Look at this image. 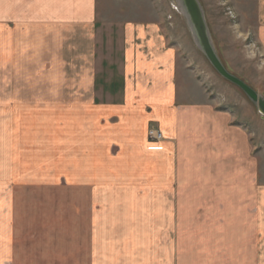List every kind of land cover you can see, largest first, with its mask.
I'll return each instance as SVG.
<instances>
[{
    "label": "crops",
    "instance_id": "1",
    "mask_svg": "<svg viewBox=\"0 0 264 264\" xmlns=\"http://www.w3.org/2000/svg\"><path fill=\"white\" fill-rule=\"evenodd\" d=\"M242 2L252 4L254 33L264 51V0ZM99 8L97 0H0L2 73L24 72L26 61L35 74L49 68L55 90L58 67L81 74L79 87H70L76 93L68 103L51 99L45 112L50 115L39 111L31 136L38 152L45 139L44 150L50 153L32 169L43 171L47 165L41 163L48 161L56 172L51 185L61 183L58 172L63 169L66 185L81 181L85 218L80 228L63 229L64 248L57 241H36L41 233L58 234L57 227L5 224L14 216L6 187L23 183L29 167L25 161L11 162L1 135L0 264H173L170 250L190 246L179 241L186 232L180 205L208 201L205 187L209 192L215 187L217 197L221 186L223 197L235 185L253 183L246 130L234 125L229 113L218 111L180 66L159 21L108 20ZM108 72L110 79L98 80ZM189 81L197 84L199 98L189 93ZM5 97L3 103H11ZM151 127L160 131L162 141H149ZM173 195L172 201L182 202L176 204V222ZM177 222L183 230H177L171 247L169 228ZM77 232L81 237L76 241ZM200 245L201 250L217 249L214 243Z\"/></svg>",
    "mask_w": 264,
    "mask_h": 264
},
{
    "label": "rangeland",
    "instance_id": "2",
    "mask_svg": "<svg viewBox=\"0 0 264 264\" xmlns=\"http://www.w3.org/2000/svg\"><path fill=\"white\" fill-rule=\"evenodd\" d=\"M97 2L100 14H104L108 20L159 21L169 46L177 53L180 66L187 69L190 76L199 83L207 99L216 106V109L229 113L233 117L234 125L244 127L249 136V175L253 183L243 186L235 185L232 187V193L223 197L221 194L225 192L220 190L221 186L218 188L217 197L215 187H210L214 190L211 192L208 187H205L204 192L208 201L186 200V205L181 204L180 201L179 221L185 223L186 232L180 234L183 228L177 229V222L176 225L170 226L167 240L171 247L176 246L177 230H179V241H185L190 246L186 250L171 249V262L177 264L180 258L183 259L184 264H203L204 262L206 264H264V199L261 198L264 196V118L259 115L257 109L243 93L221 79L203 55L195 49L184 20L170 0H97ZM199 2L217 54L226 70L241 79L257 94L264 95V51L254 33L255 11L252 4H244L242 0H199ZM62 49L65 47L63 46ZM26 63L23 65L28 66ZM27 66L24 72L19 68L16 70L13 68L11 71V68V72L2 73L4 67L0 60V136L4 134L3 139L8 144L6 150L10 153L11 162L25 161L26 166L29 167L25 171L26 177L23 183L6 187V192L14 202V216L10 217L9 221L5 219L7 222L5 224L57 227L60 231L58 234L41 233L36 241H57L59 248H64L67 235L66 230L63 229L66 226L80 228L85 219L81 213L84 192L80 186L81 181L78 183L79 186H70L63 182V175L60 172H65L64 169L58 172V176L62 179L61 183L57 186L51 185L50 176H55L56 172L50 169L48 161L41 163V166L47 165L43 171L37 172L32 169L35 163L45 160L50 153L44 150L46 149L45 139H43V145L38 144L43 148L42 152L36 150L37 147L33 144V136H31L35 128L31 122L36 120L39 111H42L44 116L50 115L49 112H45L50 107L48 103L51 99L68 103L76 93L70 87H79L77 79H80L81 74L68 71V68L64 66L58 67L57 70L60 72L57 74V81L60 83L54 81L59 84L55 90L50 83L51 75L54 76V73L49 72V68L35 74L29 71L30 68ZM102 75L98 76V80L110 79L112 74L108 72L105 77ZM186 87L190 94L199 98L200 92L196 83L186 82ZM48 88L56 93L55 97ZM5 96H9L11 103H3ZM37 99L42 104H35ZM109 121L114 123L112 118ZM46 124L47 121L42 124V127L44 128ZM43 133L47 137L48 134ZM36 142L41 141L36 139ZM116 152V148H111V154L114 155ZM19 194L24 196V201L18 199ZM174 196L170 199L173 220L176 222L174 214L176 204L178 208L179 203L176 200L172 201ZM192 196L190 195L189 198ZM75 236L77 241L81 233L77 232ZM204 242L216 244L217 249L201 250L200 244ZM194 245H199V249H196Z\"/></svg>",
    "mask_w": 264,
    "mask_h": 264
},
{
    "label": "water",
    "instance_id": "3",
    "mask_svg": "<svg viewBox=\"0 0 264 264\" xmlns=\"http://www.w3.org/2000/svg\"><path fill=\"white\" fill-rule=\"evenodd\" d=\"M173 7L184 20L191 41L215 73L224 81L238 88L246 99L264 118V95H259L241 79L229 73L219 58L214 46L203 8L199 0H170Z\"/></svg>",
    "mask_w": 264,
    "mask_h": 264
},
{
    "label": "built area",
    "instance_id": "4",
    "mask_svg": "<svg viewBox=\"0 0 264 264\" xmlns=\"http://www.w3.org/2000/svg\"><path fill=\"white\" fill-rule=\"evenodd\" d=\"M147 137L151 142H160L162 141V134L156 128L151 127L147 133Z\"/></svg>",
    "mask_w": 264,
    "mask_h": 264
}]
</instances>
